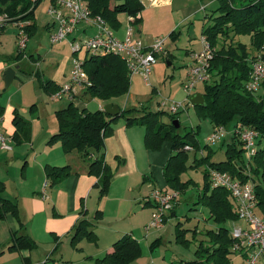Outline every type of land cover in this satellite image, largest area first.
I'll return each mask as SVG.
<instances>
[{
	"label": "trees",
	"instance_id": "trees-1",
	"mask_svg": "<svg viewBox=\"0 0 264 264\" xmlns=\"http://www.w3.org/2000/svg\"><path fill=\"white\" fill-rule=\"evenodd\" d=\"M217 1L218 6L205 18L212 21L202 28V35L214 48V56L210 62V80L203 84L201 94L204 105L195 106L198 115L210 120L213 127H238L254 129L258 134L259 144L264 143V79L255 92L246 89V82L251 69V57L260 54L264 61V0H208ZM40 2V1H38ZM38 2L31 0H0V14H6L9 22H27L25 32L31 36L35 30L34 10ZM88 6L93 15H100L113 29L121 25L118 20L120 13L134 17V23L139 22L137 16L144 6L141 0H88ZM138 18V19H137ZM8 22V23H9ZM4 27H0V32ZM173 32H171L172 34ZM170 34V35H171ZM238 36H248V41L241 42ZM234 37L238 38L234 44ZM23 53L17 52L8 56L9 61L17 60ZM29 58H32L29 56ZM90 85L85 93L101 100L123 96L129 92L130 74L126 64L118 55L107 53L92 55L86 53L83 64ZM31 74L39 80L40 86L49 94L56 93L61 85L49 78H43L37 70ZM164 111H153L146 107L121 109L119 114L110 116L101 109H78L72 102L55 111L57 131L48 139L49 144L59 142L64 153L76 151L80 157L88 161L87 173L97 178L95 187L98 189V199L109 191L113 172L105 162L106 137L112 135L113 124L124 118L127 126L144 127V146L147 150L158 151L164 142H169L171 154L163 166L165 188L168 192L177 194L184 192L189 186L196 185L192 179L182 180L181 175L190 167L203 166V182L196 203L208 209V219L215 224L206 230V240H200L191 259H179L177 264H230L231 255L238 254L232 250L234 242L231 228L226 222L238 220L234 201L223 187H212L209 180V170L216 169L227 172L241 182L250 181L257 201V211L264 219V146L250 160L244 157V148L238 135L227 134L222 144L226 146L225 159L213 161L208 145L201 147L196 130H187L183 134L172 124L178 119V113L168 114L169 121L162 122ZM2 107H0V116ZM180 123V122H179ZM12 124L15 131L12 139L16 143L30 140V125L16 109L13 111ZM230 131V130H229ZM190 146L191 149H185ZM202 148H208L204 154ZM191 162L189 163L190 155ZM95 155L94 158H92ZM92 158V159H91ZM45 177L50 187L69 176V165H45ZM3 183L0 182V192ZM167 213L166 219L173 211ZM153 204L149 200L145 203ZM10 213L18 222L19 230L24 228L19 217L18 204L7 198L0 197V219ZM102 211L96 210L92 220L86 217V211H80V217L73 224L70 233V243L77 246L82 238L93 243L97 236L93 230L101 220ZM165 219V221H166ZM13 233L7 250H34L36 242L23 231ZM176 238L184 244L190 240L185 238L188 229L176 225ZM196 237V228L192 230ZM193 238V239H194ZM158 240V239H157ZM155 240L151 247L156 244ZM113 250L102 258L95 259L96 264H131L141 256L139 242L130 234H123L112 245ZM243 257V256H242Z\"/></svg>",
	"mask_w": 264,
	"mask_h": 264
},
{
	"label": "rangeland",
	"instance_id": "rangeland-1",
	"mask_svg": "<svg viewBox=\"0 0 264 264\" xmlns=\"http://www.w3.org/2000/svg\"><path fill=\"white\" fill-rule=\"evenodd\" d=\"M150 1L151 0H142L144 10L141 15L144 27L142 28L143 24H141V19L135 24H130L128 16L125 13H120L118 15V20L121 25L116 35L121 38L125 27L129 25L133 27L134 36H139L136 30L141 28V30H144V34H151L149 41L156 37L166 38L167 42L164 44L165 50L161 52L152 63V73L149 77L148 84L143 81L141 76L133 74L130 78L129 92L115 99H110V102L117 104L121 109L146 107L153 111H164L165 113H163L161 117L162 122L169 121L168 114H171L169 108L172 104H174V102H182L184 108L182 107L178 112L180 126L177 128V131L183 134L187 130H196V136L201 147L208 145V148L211 150V159L216 162L224 160L226 146L224 143L222 144V142L227 135L222 137L219 141L209 143L207 138L212 134L214 127L208 118L198 115L197 108L188 101L189 95L201 93L203 91V84H198L192 90L184 87L187 80L186 74L188 66L191 62L190 55H188L189 53L186 55V51L194 50L193 52H199L202 49V28L212 22L209 17L205 18V16L213 12L218 6V2L208 0H174L173 4L170 6L154 8L150 6ZM48 3L49 0H41L36 5L34 11L35 30L31 36H28L23 55H20L17 60H12L13 64H15L13 68H18L17 70L21 72L24 78H27L35 69H39L41 72L42 70L49 72V69L55 70L56 72L62 69L61 65L67 66L68 72L70 73L73 66V59L77 58L83 61L87 53L85 46H82L79 51L73 52L76 41L73 45L70 44L71 39L69 37H66L59 43L51 44L49 33L54 27H51L50 30L45 28L47 23L52 22L51 16L47 14ZM12 23H7L0 32V54H2V58L4 59L8 56L17 54L18 25L17 22ZM171 32L173 33L171 34ZM76 34H78L77 30L74 32V35ZM79 35L80 33L76 36L77 39H80ZM238 38L241 42H246V44H248V36H238ZM238 38L234 37V44L239 41ZM167 49L169 51H167ZM30 53L34 55L38 53L41 57H39L38 60L33 59L32 61L27 57V54ZM0 63H3L1 58ZM1 80L2 78H0V93L2 92L0 99L8 95V92L15 87V84L11 87L9 86L7 92L4 93L5 88ZM36 85L40 90L38 93H36L37 91L35 90ZM22 89L23 90L19 92L17 97L36 93L37 96L39 95V98H44V102L48 104L52 103L53 98L40 86L37 78L36 84H25ZM79 97L86 101L93 99V97L85 93V91H79ZM25 106L28 107V110L23 109L21 112L24 115L22 116L29 121L31 131L32 124L29 119H33L29 110L33 108V104L28 102L24 107ZM89 108L95 110L98 107L96 103L91 102ZM53 115H55V112ZM119 120L124 121V118H120ZM34 125L37 126L38 124L34 123ZM231 129V126L227 128V130ZM15 144L18 143L12 139V149L10 150L12 155L16 153L17 147L20 146H16ZM256 144L258 149L264 146V143H262V145L261 143L259 144L258 138H256ZM208 148H202L204 154L207 153ZM28 154L31 153L29 152ZM191 156L192 154L190 155L189 163L192 160ZM22 160L23 157H19L18 160L17 158L14 159V164L10 167V178H12L13 181L17 182L18 180ZM83 161L86 162V160ZM26 167L27 169L32 167V160ZM0 171L2 170L0 169ZM202 172L203 166L197 168L189 167L181 175L182 180L192 179L196 185L189 186L184 192L177 194L179 204L176 209V215L168 218L162 229L154 227L147 228L152 219L154 207L152 204H143L144 198H142V196L144 195L143 190L145 188L143 184L145 181H143V179L138 180L137 178L130 182L134 185V190L131 189V191H129V195L132 198V201H129V208L124 207V211H120L119 214L114 213L112 209H107L102 213V223H105L109 227L113 226L116 229L119 228L122 233L124 232V234L132 235L139 242L141 256L137 259L141 260L142 264H149L147 260H151L152 257L164 264H167L171 257L175 255H177L179 259L184 258L189 260L193 258L198 242L202 239L206 240V230L211 228V226H215V224L208 219V209L196 203L203 182ZM4 174L5 173L0 172V175L4 176ZM139 188L140 190H138ZM176 225L182 229H188V231L185 232V238L190 240L187 244L177 240ZM225 226L230 229L232 227L231 221L226 222ZM194 228H196L198 232H201L198 234L196 233L195 238L192 232ZM107 237L108 231L104 228L101 229L100 238L102 244L106 242ZM54 238L55 235L50 233L47 239L45 237L42 238L38 242L39 246L36 243V249L32 250L33 254L40 259L52 253L54 256L64 254L66 258L70 260L68 264H81L77 258L80 253L77 246L81 241L92 243V249H94L96 245V243L88 241L85 238H82L80 242L77 243V246L71 245L69 240L70 236H66L62 241L60 240L55 243ZM155 240H157L156 244L151 247V244ZM148 251L153 252V255L147 256ZM163 256L165 258H163ZM58 262L59 264L65 263L62 261ZM7 263L9 262L5 260L4 264ZM244 263V258L240 254L231 255L230 264ZM47 264H52V262L48 261ZM94 264H96L95 260ZM132 264H139V262H132Z\"/></svg>",
	"mask_w": 264,
	"mask_h": 264
},
{
	"label": "crops",
	"instance_id": "crops-1",
	"mask_svg": "<svg viewBox=\"0 0 264 264\" xmlns=\"http://www.w3.org/2000/svg\"><path fill=\"white\" fill-rule=\"evenodd\" d=\"M173 2L174 0H151L150 6L154 8L160 6L165 7L172 5ZM142 11L137 17L141 19L143 28ZM132 23H134V21L130 22V24ZM51 27H54L53 22L45 25L47 30H50ZM77 31L78 34L83 31L90 35L93 29L82 25L79 26V30ZM117 31H119V28L115 30V32ZM136 31L139 36L135 37H139L145 43L151 41H149L151 34H144V30H141V28H138ZM74 32L68 36L71 40L78 35H74ZM167 51L169 50L167 49ZM193 51L194 50H187L186 55L188 53V55H190ZM29 56L32 57L30 58L32 61L33 59L38 60V58L41 57L38 53H36V55L32 53L27 54L28 58ZM2 57V54H0V58L3 60V63H0V78H2L6 67L15 66L12 59L8 61L6 58L4 59ZM61 66L62 69L56 72L50 69L49 72L44 70L41 72L39 69L35 70L40 72L43 78H49L61 85L68 81L70 75L68 67L64 65ZM17 69L18 68L15 69L14 79L9 85L11 87L15 84V87L8 92V95L0 99V107H2L0 131L12 137L15 131V127L12 124L13 111L16 109L23 115L21 111L23 109L28 110L27 106L24 107L28 102L33 104V108L29 110L33 119H29L32 124V129L30 131L29 141H22L15 144L16 146L20 145L17 147L16 153L12 155L11 151H0V169L2 170L0 172L5 173L4 176L0 175V182L3 183L0 197L17 202L19 217L24 228L19 230L17 220L10 213H6L5 216L0 219V264H4L5 260L9 262L7 264H47L48 261L52 262V264H59L58 261L68 264L70 260L67 259L64 254L54 256L52 253L40 259L33 254L32 250L9 251L7 247L12 241L13 233L18 230L30 236L37 244L42 238L45 237L47 239L49 233L55 235L54 243L60 240L62 241L66 236H70L69 230L80 217L81 210L86 211V217L89 220H92L94 216L93 212L96 210H100L103 213L107 209H112L114 213L119 214L120 211H124V207L129 208V201H132L129 191H131V189L134 190V185L130 182L136 178L145 181L143 184L145 186L143 190L144 195L142 196V198H144L143 204L145 205L148 200L153 203L150 196L152 190L165 188L163 166L171 154V146L169 142H164L161 149L158 151L147 150L143 141L144 127L139 125L127 126L125 121L117 120L115 124H113L112 135L106 137L104 140L105 162L111 168L113 178L108 193L101 199H97L98 189L95 187L97 178L87 173L88 161H86L87 163L83 161L84 159H82L80 154L76 151L64 153L59 142L49 144L47 141L50 136L57 131V121L53 113L65 107L69 102H72L78 109L87 108L88 110H91V108H89L91 102L96 103L97 109L101 110H103V107L107 103L113 105L117 104L110 102V100L105 101L98 98L91 99V102L87 100V102L79 97V91L84 92L86 87L79 85H73L70 95L63 94L58 99L51 95L53 99L52 103L49 104L44 102V98H39V95L37 96L36 93L40 91L37 85L35 87L36 93L17 97L19 92L23 90L22 88L25 84H36V78L32 77L33 75L31 73L27 78H24ZM1 81L2 84H4L3 79ZM8 89L9 87L4 90V93H6ZM1 94L2 92L0 95ZM34 123L38 125L36 126ZM29 152L31 154H28ZM19 157H23V160L20 167V178L18 177L16 182L10 178V167L14 164V159L17 158L18 160ZM94 157L95 155L92 158ZM31 160L32 167L27 169L26 165L31 163ZM47 164L51 166L69 165L71 173L59 183L50 187L44 172V167ZM138 190H140V188ZM178 204L179 201L177 200L172 211L175 214L170 213L168 218L176 215ZM152 206L154 207V204H152ZM231 224L239 225L241 222L235 221L231 222ZM103 228L108 231V237L106 242L102 244L100 230ZM93 230L97 236L95 248L92 249V243L84 241H81L77 246L80 251L77 258L81 264H94L95 259L102 258L106 253H110L113 250V243L124 234L119 228L116 229L113 226L109 227L105 223H102V220L95 224ZM196 232L197 234L201 233L198 232L197 229ZM152 253L153 252L148 251L147 256L153 255ZM163 258L165 257L163 256ZM178 259L177 255L172 256L167 264H177ZM147 261L149 264H164L154 257ZM133 262L142 264V261L138 259ZM261 264H264V259L261 261Z\"/></svg>",
	"mask_w": 264,
	"mask_h": 264
},
{
	"label": "built area",
	"instance_id": "built-area-1",
	"mask_svg": "<svg viewBox=\"0 0 264 264\" xmlns=\"http://www.w3.org/2000/svg\"><path fill=\"white\" fill-rule=\"evenodd\" d=\"M38 2L41 0H31ZM47 14L51 16L53 30L49 33L51 44L59 43L71 35L79 26L91 27L92 34L80 32V39L76 36L71 40L73 52L79 51L85 46L86 52L92 55L112 53L118 55L126 64L131 75L138 74L143 81L148 84L152 73V63L156 57L165 50L166 38L156 37L149 43H145L139 37L134 36L132 26H126L122 37L116 35L115 30L100 16L93 15L88 0H49ZM130 22L134 17L128 16ZM10 18L6 14H0V27H5ZM27 22H18L17 52L23 53L28 41V35L24 28ZM202 49L199 52L190 54L191 62L186 74L184 87L194 89L198 84H204L211 78L209 73L210 62L214 56V48L208 40L202 36ZM251 69L246 82V89L255 92L259 89L261 81L264 79V61L260 54L251 57ZM72 70L68 81L61 84L60 89L52 96L59 98L63 94L70 95L73 85L87 87L90 81L83 70V61L73 59ZM182 102H174L169 108L171 114H176L181 108ZM238 135L244 148V157L250 160L257 151V132L247 127H236L234 130H227L223 126H216L207 141L216 142L229 133ZM12 137L0 131V150L10 151ZM185 149H191L185 146ZM209 180L212 187L225 188L234 201L237 221L241 224H233L231 235L233 237L232 250L243 256L245 264H261L264 259V219L257 211V201L250 181L241 182L227 172L216 169L209 170ZM151 200L154 204L152 219L148 227L162 228L165 223L167 213L172 209L177 200L176 192H168L162 189H153Z\"/></svg>",
	"mask_w": 264,
	"mask_h": 264
},
{
	"label": "water",
	"instance_id": "water-1",
	"mask_svg": "<svg viewBox=\"0 0 264 264\" xmlns=\"http://www.w3.org/2000/svg\"><path fill=\"white\" fill-rule=\"evenodd\" d=\"M15 75V68L8 66L3 72L2 79L4 83V88H8L11 82L14 79ZM188 101L190 102L191 105L193 106H199V105H204L205 100L204 97L201 93H194L188 96ZM103 111L107 113L110 116H115L119 114L120 108L117 105H113L111 103H107L103 107ZM172 124L175 126V128H179L180 123L178 119H174L172 121Z\"/></svg>",
	"mask_w": 264,
	"mask_h": 264
}]
</instances>
